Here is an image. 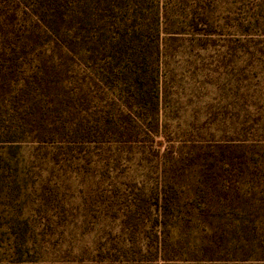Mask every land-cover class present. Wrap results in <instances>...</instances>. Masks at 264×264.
<instances>
[{"label": "trees", "instance_id": "trees-1", "mask_svg": "<svg viewBox=\"0 0 264 264\" xmlns=\"http://www.w3.org/2000/svg\"><path fill=\"white\" fill-rule=\"evenodd\" d=\"M211 45L223 65L246 55L264 72V0H0V183L32 144L59 165L37 172V208L59 209L68 174L100 164L103 192L124 197L113 239L61 264L264 259V133L177 139L162 121L172 58ZM129 162L150 178L114 179ZM195 232L202 245L184 250ZM47 233L36 225V254Z\"/></svg>", "mask_w": 264, "mask_h": 264}, {"label": "rangeland", "instance_id": "rangeland-1", "mask_svg": "<svg viewBox=\"0 0 264 264\" xmlns=\"http://www.w3.org/2000/svg\"><path fill=\"white\" fill-rule=\"evenodd\" d=\"M217 55L218 48L211 45L205 50L189 51L186 47L172 58L162 121L169 131L178 135L177 139L244 138L264 133L262 67L246 55H241L237 64L223 65ZM36 149V145H22L16 156L18 163L13 159L12 167L3 169L2 180L10 181V185L0 183V264H9L20 255L29 261L18 264H36V259L41 260L40 264H61L91 257L99 243L110 242L113 239L110 234L118 232L123 195L103 192L108 178L103 174L104 164H100L98 173L68 174V182L60 184L59 209H49V204L37 208V172L45 169L42 177H38L49 179L59 173V165L36 162ZM38 154L42 157L44 151ZM145 166L122 163L115 169L114 179H149L151 174L143 170ZM61 173L59 181H63ZM36 225L48 231L39 254H36ZM203 228L204 225L198 226V230ZM208 228L203 232L210 234ZM200 235L195 232L183 236L184 250L187 246L198 250L202 245ZM189 255L160 260L158 264H264V259L256 256L246 260L227 257L194 260L187 258Z\"/></svg>", "mask_w": 264, "mask_h": 264}]
</instances>
